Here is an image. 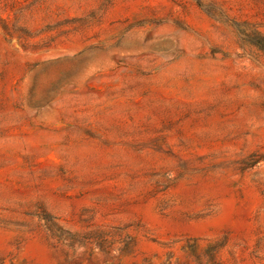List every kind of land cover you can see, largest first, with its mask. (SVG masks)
<instances>
[{
	"label": "rangeland",
	"instance_id": "rangeland-1",
	"mask_svg": "<svg viewBox=\"0 0 264 264\" xmlns=\"http://www.w3.org/2000/svg\"><path fill=\"white\" fill-rule=\"evenodd\" d=\"M0 264H264V0H0Z\"/></svg>",
	"mask_w": 264,
	"mask_h": 264
}]
</instances>
